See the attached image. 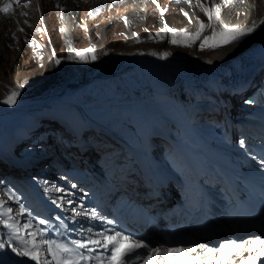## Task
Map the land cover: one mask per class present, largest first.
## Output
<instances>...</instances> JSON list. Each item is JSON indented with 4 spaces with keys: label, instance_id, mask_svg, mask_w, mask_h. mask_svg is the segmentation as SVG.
<instances>
[{
    "label": "rangeland",
    "instance_id": "1",
    "mask_svg": "<svg viewBox=\"0 0 264 264\" xmlns=\"http://www.w3.org/2000/svg\"><path fill=\"white\" fill-rule=\"evenodd\" d=\"M56 1L26 0L30 11L25 17L20 12L19 3L14 5L10 15L0 13V236L8 235L9 244L15 247L21 245L22 239L29 238L23 225H29L28 230L37 233V225L41 226L39 221L51 216L37 206L21 181L38 178L48 198L69 203V206L76 201L71 200L77 188L76 175L67 171L73 167L83 172L86 167L81 165L82 155L75 141L65 135V125L75 129L87 126L85 140L92 143L94 168L113 177L119 166L122 172L129 169V160L116 144L103 143L100 136L91 134L88 125L92 124L91 121L101 123L118 136L126 129L130 133L133 128L144 142L147 125L164 127L158 124L160 121L170 126L167 106L174 100L177 104V100L173 90L164 85L166 82L179 86L180 100L187 109H197V119L202 128L208 129L214 124V118L202 110L216 104L215 99L208 95L209 91L214 86L225 85L228 94L230 82L249 72L253 73L247 79L249 81L253 77L250 83L238 92H235L238 89H232V94L235 93L230 98L229 112L237 120L248 117L246 109H242L250 97L254 98L249 101L256 108H264V101L256 104L258 96L264 100V71L255 74L261 65L259 62L253 64L240 60L242 62L238 65L241 67L230 73L226 82L211 83L216 77L215 64L226 57L221 49L244 39L252 45L259 42L264 33L257 31L252 36L251 33L218 49L201 50V41L187 47L168 42L171 37L163 27L165 22L171 28L184 32H194L197 21L207 23V17L199 8L205 0H190L186 4L159 0L160 8L152 0H79L70 53L64 30L61 31L63 15ZM232 1H226V4L224 0H211L209 4L207 0V5L215 3L223 9L224 14L220 15L226 25L243 27L248 20L246 11L243 7L233 6ZM9 2L0 0V7ZM39 3H42V8H39ZM161 8L167 9L163 18L160 16ZM189 18L192 23H189ZM157 32L161 33L160 38L155 37ZM150 34L152 40L148 39ZM204 35H211V30H206ZM88 48L94 50L95 61L83 63L75 58L77 51ZM246 49L238 47L236 54H242ZM53 53L61 60L59 65L53 63ZM163 53L168 55L161 59ZM70 55L73 57L71 60L68 59ZM160 85L167 89L163 95H160ZM11 91L19 93L16 103H3ZM250 91L252 95L244 98ZM21 103L32 106L16 117L18 111L14 112L15 106ZM214 121H220L219 117L216 116ZM237 129L242 131L237 121L229 126L233 139L240 134ZM42 133L45 141L40 136ZM161 138L160 129L156 128L153 140L157 146L153 152L167 164H173L174 171H180V160L174 152L167 154L170 149H164L167 144L160 142ZM251 141L256 140L251 137ZM24 166L29 168L24 169L27 173L21 177L17 173ZM8 208L12 212L3 215ZM21 209L22 215L19 214ZM5 220L13 228L20 229V241L12 238V229L3 226ZM41 239L43 237L37 236V242ZM0 243L3 242L0 240ZM0 264L13 263L2 260Z\"/></svg>",
    "mask_w": 264,
    "mask_h": 264
},
{
    "label": "snow or ice",
    "instance_id": "2",
    "mask_svg": "<svg viewBox=\"0 0 264 264\" xmlns=\"http://www.w3.org/2000/svg\"><path fill=\"white\" fill-rule=\"evenodd\" d=\"M18 3L19 0H10L9 3L0 7V13L6 16L10 15L14 5ZM152 3L160 8L157 0H152ZM224 6L226 7L227 5L225 4ZM23 7L27 8L28 4L24 3ZM199 8L204 16L207 17V23L197 21L196 25L198 26L194 32L177 31L166 22L164 23L163 27L171 37L168 41L169 43L174 46L187 47L196 41H201V50L205 48L218 49L234 44L244 36L253 33L258 27L255 20L251 22L250 26L234 27L226 25L221 19L220 8L217 4L213 3L208 6L207 0H205V3L199 4ZM37 11H39V8H37ZM60 11L63 12L64 9L60 7ZM96 11L98 12L100 9H96ZM165 11L167 9L161 8V18L164 17ZM22 15H27V13H22ZM184 15L188 16L187 13H184ZM192 22L191 18H189V23ZM125 23H127V20H125ZM260 24H264V20H261ZM206 30H211V35H204ZM155 37L160 38L161 33L157 32ZM148 39L152 40L153 36L150 34ZM137 42H139V37H137ZM167 55L168 53H163L160 58L164 59ZM75 58L79 59L80 62L88 63L95 61L97 56L92 48H88L84 51H77ZM68 59L71 60L73 57L70 55ZM53 63L55 65L61 63L55 53H53ZM18 95L17 91H11L3 103L8 105L15 104ZM244 143L245 141H240L241 146ZM57 191L62 190L57 189ZM55 202L53 201V203ZM11 212L12 209L8 208L3 215H8ZM19 214H23V209L20 210ZM79 214L76 213V215ZM90 216L93 219L98 218L95 211H92ZM105 222L108 225L113 224L110 219ZM39 223L44 224L45 221L41 219ZM3 226L12 229L13 239L21 240L20 229L13 228L7 220L4 221ZM23 229L29 239L23 240L19 247L0 243V249L9 247L16 256L27 257L29 260L34 261L35 264H197V262L199 264H237L236 259L233 257H239V264H257V261L264 258V238L260 236L241 241L226 239L214 246L198 243L191 246L159 247L150 246L142 239L109 227L96 233L92 238L73 241L72 246H68L67 244L43 239L37 242V236H43V233L38 234L28 230L29 225H23ZM101 250L103 253H108V255H93L101 252ZM140 250H144L143 253ZM44 256L51 257V260L42 259Z\"/></svg>",
    "mask_w": 264,
    "mask_h": 264
},
{
    "label": "bare ground",
    "instance_id": "3",
    "mask_svg": "<svg viewBox=\"0 0 264 264\" xmlns=\"http://www.w3.org/2000/svg\"><path fill=\"white\" fill-rule=\"evenodd\" d=\"M43 0H40L42 2ZM133 1V0H131ZM175 2V4L184 3L186 4L190 0H172ZM209 0V4H210ZM215 1V0H214ZM229 0H224V2ZM232 1V0H231ZM57 4L60 5L64 9L62 13V26L64 30V35L68 43V51L69 53L72 50V44H73V38L74 33L76 30V20H77V14H78V4L79 0H57ZM26 3V0H19V7L20 12L22 13H29L30 9L24 8L23 4ZM43 3V2H42ZM42 3H39V8H42ZM157 3H160L159 0H157ZM227 4V2H226ZM233 6L237 7H243L246 11V17H248L246 25L250 26L251 22L255 20L257 22L258 27L256 30L251 34L254 35L257 31L264 33V24H260L261 20H264V0H233L232 1ZM223 9H220V14H224L222 12ZM225 10V9H224ZM134 11V10H133ZM132 11V13H133ZM54 12V11H53ZM226 12V10H225ZM130 14V13H129ZM128 14V15H129ZM24 17L26 15H23ZM129 18V17H127ZM49 20V19H48ZM51 20V19H50ZM14 38V37H13ZM16 39V38H15ZM246 40V39H244ZM242 40L240 43L237 42L231 47H226L221 50L222 55H226V57L223 58L222 62L216 63V68L214 70V76L215 79L212 82H226V79L230 73H233L237 71L241 66L238 65V63L242 62L240 60H243L245 63H255L259 62L262 66H264V34L263 38L257 43H254L252 45H249L247 41ZM249 46V47H248ZM240 47L242 49H247L242 54H236L237 48ZM247 63V64H249ZM245 65V64H244ZM243 66V65H242ZM254 67V66H253ZM260 69V65H259ZM250 74H253L252 72L247 73L246 75H243L242 77L234 80L233 82H230V89H239L241 88V83L245 82L247 83V79ZM156 83V82H155ZM162 84V83H161ZM168 85L169 89L174 90L172 91L173 95H180V88L179 86L176 87L175 85H170L168 82L164 83V85ZM158 86V85H157ZM162 86V85H160ZM162 90H160V95L165 94V86L160 87ZM1 89V88H0ZM167 90V89H166ZM175 98V97H174ZM19 106V107H18ZM32 105L21 103L20 105L15 106L16 109H14V112L18 111V113L15 115L16 117L21 114L25 110H29ZM246 107V105H244ZM251 105H248V108H251ZM18 108V109H17ZM258 130L260 131V134L257 135L259 140L264 141V125H256ZM258 145L259 142L257 141ZM260 153V152H259ZM122 184L123 186V193L127 197L129 201H131L127 206H125L121 211L117 212V215L120 216L123 212L128 213L129 211H136V212H144V213H153V207H146L143 205L144 202L147 201V199L151 196V192L148 187H146L142 180H140L138 177H135L133 173H129L128 177L125 179V181ZM221 197L222 209L228 213L230 208L233 206V202L228 194V191L224 188ZM185 209V212L192 215L194 219L197 217V213L195 214L193 212V209H191L189 204H185L182 206ZM172 208V207H170ZM168 207H166V210ZM170 209H168L169 212ZM171 212V211H170ZM138 216H127V222L134 224V219ZM119 218V217H118ZM216 224V222L214 223ZM246 251V250H245ZM0 261L4 260L5 262L7 260H10L13 264H28L29 262L26 261L23 257L16 256L15 253L11 251V249H8L5 247L4 249H0ZM203 258V257H202ZM211 259V257H209ZM238 261L239 257H233ZM199 264V262H197Z\"/></svg>",
    "mask_w": 264,
    "mask_h": 264
},
{
    "label": "water",
    "instance_id": "4",
    "mask_svg": "<svg viewBox=\"0 0 264 264\" xmlns=\"http://www.w3.org/2000/svg\"><path fill=\"white\" fill-rule=\"evenodd\" d=\"M252 92L250 91V92H248L245 96H244V98H248V97H250L252 94H251Z\"/></svg>",
    "mask_w": 264,
    "mask_h": 264
}]
</instances>
